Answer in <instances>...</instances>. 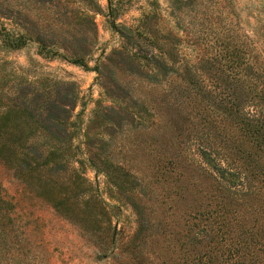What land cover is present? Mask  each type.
I'll use <instances>...</instances> for the list:
<instances>
[{"label": "rangeland", "instance_id": "obj_1", "mask_svg": "<svg viewBox=\"0 0 264 264\" xmlns=\"http://www.w3.org/2000/svg\"><path fill=\"white\" fill-rule=\"evenodd\" d=\"M97 1L101 9L89 11L95 24L93 30L80 35L79 28L84 26L72 20L71 32L75 29L77 32L65 33V41L49 45L42 53L40 43L34 38L16 48L4 47L0 41L2 71L12 68L23 80L47 78L73 84L76 104L71 108V126L82 156L105 153L104 148H98L97 141L89 149L84 146L85 140L96 136L110 141L108 152L114 154L115 160H121L126 166L132 162L138 172L152 171L155 158L164 156L167 161L164 176L177 178L178 188H189L191 181L199 188L218 187L215 197L209 196L207 201L217 208L221 200L222 203L235 201L232 206L237 208L236 214H241L238 217L246 218L249 223L244 227L253 233L258 231L259 240H264V224H261L264 221V143L257 141V133L245 134L243 128L228 121L224 103L230 96L221 82L229 72L225 65L227 58H238L240 51L236 52V47L240 45L246 50L245 55L262 61L258 68L262 74L259 86H264V0ZM17 2L23 9L28 8L23 0ZM31 4L32 18L43 24L47 18L45 7ZM72 6L80 11L88 10L90 5L80 0ZM56 7L63 9L61 5ZM0 19L6 22L1 16ZM53 23H62L63 31L68 27L64 20ZM121 25L132 28L128 37L119 30ZM82 40L87 51L83 61L75 62L61 44L72 48ZM115 49H124L125 53L136 51L135 62H141L145 71L151 70V65L146 64L151 52L161 51L169 60L191 59L196 70L190 78L172 71L165 78L150 80L123 64L119 59L121 53ZM211 58L218 60L222 68L219 79L208 68L207 60ZM261 105L264 110V104ZM125 107H133L134 115L127 114ZM229 126L234 141L225 139L228 133L224 130ZM93 152L97 153L91 155ZM170 156L183 166L169 163ZM190 169L193 171L189 172ZM251 169L257 172L252 179ZM83 171L100 194L108 198L109 182L103 172L88 163ZM0 180L9 194H17L19 182L10 170L1 168ZM247 190L263 198L253 205L259 212L246 209L250 201ZM23 203L32 212L25 217L29 220L26 236L31 242L28 256H33L28 259L35 264H160L161 250L168 246V251H172L177 247L169 246L162 236L155 238L153 234L147 240V251L143 249L137 257L125 244L135 226L131 218L121 215L113 218L114 224L124 228L104 247L96 243L95 234L86 232L53 206L30 204L26 199L20 202ZM124 212L132 217L129 206H124ZM255 216L260 223L250 227ZM151 229L156 232L158 226L153 224Z\"/></svg>", "mask_w": 264, "mask_h": 264}, {"label": "trees", "instance_id": "obj_2", "mask_svg": "<svg viewBox=\"0 0 264 264\" xmlns=\"http://www.w3.org/2000/svg\"><path fill=\"white\" fill-rule=\"evenodd\" d=\"M65 1L23 0V5L28 6L23 9L17 0H0V16L8 24L0 19L1 43L4 47L16 48L34 38L40 43L42 53L49 45L65 41V33L77 32L76 29L71 32L69 24L72 20L84 26L79 28L80 35L95 28L89 11L101 9L97 0H83L90 6L88 10L80 11L72 6L80 0ZM31 3L45 7L47 18L43 24L32 18ZM55 20H64L68 27L61 30L62 23H53ZM119 30L127 36L132 28L121 25ZM84 42L82 40L79 46L72 48L61 46L73 61L81 62L87 51ZM143 48L141 45L140 49ZM115 51L121 53L120 61L131 71L150 80L165 78L172 71L190 78L196 70L191 59L169 60L161 51L151 52L146 63L151 65V70L145 71L141 62H135L136 51ZM238 51L239 57L229 56L225 64L229 72L226 80L221 82L230 97L224 107L231 124L243 128L245 134L257 133V141L264 143V110L262 105L259 107L260 103L264 104V86H259L262 74L258 70L262 61L258 62L255 55V59L245 55L246 50L240 45L236 47ZM207 62L212 76L219 79L222 71L219 61L211 58ZM2 70L3 63L0 64V169L10 170L18 180L19 188L16 195L9 194L0 180V264H27L33 257L28 256L31 242L26 236L29 220L25 218L32 212L25 203L20 204L24 199L30 204L38 202L53 206L61 215L79 223L83 230L95 234L96 243L104 247L109 246L124 228L114 224L113 218L120 215L131 218L135 226L125 244L134 256H140L143 249L147 251V240L153 238V234L155 238L162 236L169 246H177L172 251H168V246L161 250L160 264H264V240H259L258 231L253 233L244 227L249 223L246 218L238 217L241 214H236L237 208L232 206L235 201L222 203L221 200L218 208L207 201L209 196L215 197L214 191L219 190L218 187L199 188L191 181L189 188H178L177 178L164 176L167 164L164 156L155 158L152 171L138 172L132 162L126 166L121 160H115L114 154L108 152L110 141L100 136L85 140L84 146L89 149L97 141L98 148H104L105 153L82 156L71 126V108L76 104L73 84L47 78L23 80L12 68ZM132 108L125 107L124 110L134 115ZM114 124L115 121L112 126ZM224 133H228L225 139L235 140L230 134V126ZM168 162L183 166L173 156ZM86 163L98 167L105 175L109 182L106 186L108 198L100 194L83 171ZM252 170L251 179L257 173L256 169ZM251 191L247 190L250 201L246 209L259 212L253 205L262 202L263 198ZM149 198L152 199L150 202ZM183 198L187 200L182 202ZM124 206L130 207L132 217L124 212ZM257 219L258 216L253 218L250 227L260 223ZM153 224L158 226L156 232L151 229ZM150 247L153 252V246ZM31 263L35 264L34 261Z\"/></svg>", "mask_w": 264, "mask_h": 264}]
</instances>
